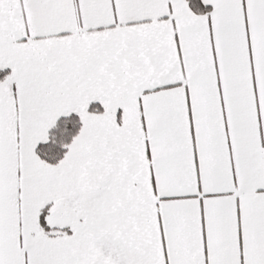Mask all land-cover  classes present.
<instances>
[{"label": "snow or ice", "instance_id": "6c2138e0", "mask_svg": "<svg viewBox=\"0 0 264 264\" xmlns=\"http://www.w3.org/2000/svg\"><path fill=\"white\" fill-rule=\"evenodd\" d=\"M0 264H264V0H0Z\"/></svg>", "mask_w": 264, "mask_h": 264}]
</instances>
